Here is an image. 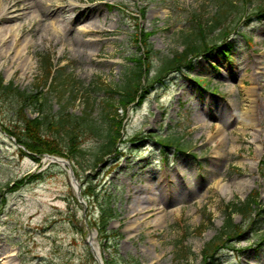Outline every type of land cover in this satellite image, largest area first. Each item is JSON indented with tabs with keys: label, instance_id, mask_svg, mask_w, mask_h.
Instances as JSON below:
<instances>
[{
	"label": "rangeland",
	"instance_id": "374dc122",
	"mask_svg": "<svg viewBox=\"0 0 264 264\" xmlns=\"http://www.w3.org/2000/svg\"><path fill=\"white\" fill-rule=\"evenodd\" d=\"M3 3L7 13L0 24L17 27L20 48L28 41L20 58L13 48L0 54L4 82L35 92L45 80L40 57L50 54L55 85H42L38 98L48 97L53 111L66 107L80 115L89 95L92 115L102 121L103 102L111 98L106 89L123 82L135 56L151 54V78L162 57L183 48L181 34L190 32L196 20L211 17L215 6L214 0ZM263 3L246 0L241 6L246 15L227 37L230 53L197 55L193 69L170 72L163 83L147 82L142 97L125 111L117 105L121 153L95 168H84L90 154L79 161L66 152L65 157L54 154L69 162L65 165L42 154H20L25 149L1 130V123L11 120L14 99L0 98V258L13 250L15 264H98L96 256L102 264H202V248L220 233L231 202L256 194L264 206V18L253 14ZM139 30L150 33L145 43L133 37ZM6 43L3 50L9 49L11 36ZM27 56L29 67L23 71L20 62ZM25 111L27 117L37 115L30 106ZM168 136L181 139V151L159 144ZM82 143L93 150L98 139L85 136ZM33 174L40 177L29 182ZM90 182L105 191L118 213L100 231L95 221L103 202L86 195ZM149 185L157 191L158 208L137 200ZM231 218L244 223L243 232L234 248L217 250L214 262L264 264V212L252 222L238 212Z\"/></svg>",
	"mask_w": 264,
	"mask_h": 264
},
{
	"label": "trees",
	"instance_id": "16d2710c",
	"mask_svg": "<svg viewBox=\"0 0 264 264\" xmlns=\"http://www.w3.org/2000/svg\"><path fill=\"white\" fill-rule=\"evenodd\" d=\"M240 6L246 0H238ZM215 10L209 20L200 23L199 26L193 27L190 33L186 34L183 39L184 49L180 52H175L165 60L163 65L160 66L155 80L159 81V77L165 75L170 70H179L180 67L192 68V57L195 55H201L206 51L217 50L220 51L216 40H223L229 31L235 27V23L245 13L237 5V2L233 0H214ZM256 15L259 17L264 16V5L258 6ZM213 29H219V35L212 39H209L208 32L210 33ZM231 44L226 45L224 51H229ZM44 74L45 77H49L51 69V63L46 58L44 60ZM147 64L136 58L135 68L132 69L130 76L127 78L126 83L123 84L121 89L112 90L109 89L110 93H116V97L107 98L104 101L102 107V118L103 123L97 120L96 116L91 115L94 109V102L90 100V96L86 97V109L81 116H72L68 113H50V106L46 105L48 99L39 104L35 102L37 99L31 93H27L25 90L19 87L13 86L11 82L6 85L2 83V77L0 76V95L7 97L14 95L17 98V104H15L14 110V122L12 125H4L3 130L11 133L15 140L28 151H33L37 154L48 152L50 154H63L65 151L71 157V160L79 161L78 158H84L86 154H90L92 165L102 162L109 154L116 152V143L120 137V120L117 118L116 110L114 105L119 104L120 108L125 109L130 102L137 96L138 87L141 83V78L144 74V67ZM47 77V78H48ZM13 93V94H12ZM76 95L74 94L73 97ZM115 96V95H114ZM115 98V99H114ZM20 99V101H19ZM19 101V102H18ZM35 102L33 106L35 110L39 112V116L35 118H28L24 114V106L27 103ZM45 104V105H43ZM85 136H91L98 139L97 146L93 150L83 148L82 140ZM161 145H173L177 144L178 141L174 139H162ZM23 153V151H21ZM88 164V163H87ZM36 175L32 176V179ZM23 180H19L16 183L22 185ZM17 184V185H19ZM91 189V185L88 186L87 190ZM87 192V191H86ZM94 197L98 195L94 191H89ZM100 217L97 220V226L100 230H104L107 226V222L117 216L114 207L108 205V203H100ZM257 202L253 196L247 199L241 204L230 203V207H233L234 211H238L243 215L247 214L248 217L252 214H256ZM226 223L222 226V234L216 236L218 242L211 240L206 248L203 249L202 264H212L216 250L225 244L232 236L238 237L241 232V228L232 222V218L226 217ZM225 237V238H224Z\"/></svg>",
	"mask_w": 264,
	"mask_h": 264
},
{
	"label": "bare ground",
	"instance_id": "6f19581e",
	"mask_svg": "<svg viewBox=\"0 0 264 264\" xmlns=\"http://www.w3.org/2000/svg\"><path fill=\"white\" fill-rule=\"evenodd\" d=\"M5 4L3 3V0H0V18L4 15V13L6 12L5 11ZM7 13V12H6ZM7 15V14H6ZM13 17H15V15H11ZM11 16H8V18H11ZM52 25V28L54 27L55 28V22H51ZM17 35H18V32H17V27H14L12 25H9V24H0V54H6L7 52H9V50L11 48H13L15 50V56L16 58H20L19 56L21 54H23V50L24 48L27 46V43L28 41H26L24 39V43L21 44V48L19 47L20 43L17 42ZM11 36V44L9 46V49L7 50V48L5 50L4 49V46L5 44H8L6 43L7 41V38ZM29 57L27 56L26 58H24L20 64H21V67L23 68V71L28 69L29 67ZM7 72V75L10 73V70H6ZM220 186H224V185H220ZM145 189V192L146 194L142 195V196H139L138 197V201L139 203L145 201V202H148L147 205L148 207H152L154 208V206L157 205L156 208H158L160 205H158L159 203L156 202L158 199V197H156V192H155V188H154V185H149L147 187L144 188ZM167 190L164 189L162 190L159 194L161 195H164V193H166ZM146 205V204H145ZM145 206L141 207V209H143ZM157 210H160L161 209H157ZM133 211H135L136 213L138 212V210L135 208L133 209ZM140 212H142L140 210ZM144 212V210H143ZM161 218V215H158L157 216V219H155L154 221L156 222V220H159ZM145 222H149V221H145ZM15 256V251L11 250L8 255H5L4 257L0 258V262L2 264H15V259L13 258ZM3 258H4V261H3ZM6 258V259H5Z\"/></svg>",
	"mask_w": 264,
	"mask_h": 264
},
{
	"label": "water",
	"instance_id": "95a60500",
	"mask_svg": "<svg viewBox=\"0 0 264 264\" xmlns=\"http://www.w3.org/2000/svg\"><path fill=\"white\" fill-rule=\"evenodd\" d=\"M54 158H55V157H54ZM54 158H53V159H54ZM55 159H56V158H55Z\"/></svg>",
	"mask_w": 264,
	"mask_h": 264
}]
</instances>
